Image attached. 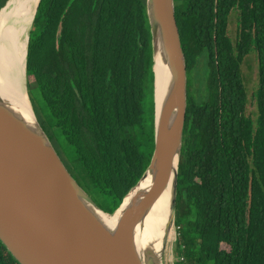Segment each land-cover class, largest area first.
<instances>
[{"label": "trees", "instance_id": "trees-1", "mask_svg": "<svg viewBox=\"0 0 264 264\" xmlns=\"http://www.w3.org/2000/svg\"><path fill=\"white\" fill-rule=\"evenodd\" d=\"M18 2L0 11V28ZM232 11L235 42L228 32ZM175 16L187 107L174 264H264V0H175ZM251 52L258 67L255 118L247 113L241 70ZM152 67L146 0L40 1L28 43L29 96L46 113L41 125L71 174L90 196L105 201L107 207L97 205L108 213L152 156ZM151 179H140L117 219ZM150 214L136 227L137 247ZM0 264H20L1 240Z\"/></svg>", "mask_w": 264, "mask_h": 264}, {"label": "water", "instance_id": "water-1", "mask_svg": "<svg viewBox=\"0 0 264 264\" xmlns=\"http://www.w3.org/2000/svg\"><path fill=\"white\" fill-rule=\"evenodd\" d=\"M40 1H35L25 51L24 84L31 116L27 118L0 94V240L20 264H165L167 240L173 225L176 227L187 107L186 60L175 0H146L153 54L154 149L140 179L151 174L152 180L147 190L130 199L115 225L107 224L101 213L115 214L140 179L114 212L104 211L65 165L29 96L28 43ZM158 61L166 67L168 77L160 106L156 100L162 72L157 75ZM172 172L173 194L163 249L160 253L149 248L141 252L135 241L136 227L167 187Z\"/></svg>", "mask_w": 264, "mask_h": 264}, {"label": "bare ground", "instance_id": "bare-ground-1", "mask_svg": "<svg viewBox=\"0 0 264 264\" xmlns=\"http://www.w3.org/2000/svg\"><path fill=\"white\" fill-rule=\"evenodd\" d=\"M15 1L8 0L0 11L7 9ZM35 1L19 0L16 10L5 20L0 28V94L7 98L27 118L31 116V110L24 84L25 51ZM156 66H158L157 75H159V70L160 72L162 71L157 82L156 92V100L160 106L168 77L166 67L163 64L158 61ZM163 72H165V75ZM173 172L170 175L167 187L150 207L151 214L147 224L146 235L142 244L138 247L139 249L141 247H144V249L149 248L157 253H160L163 249V240L168 230L166 224L169 220L173 194ZM102 213L101 215L107 224L115 225L105 213Z\"/></svg>", "mask_w": 264, "mask_h": 264}, {"label": "rangeland", "instance_id": "rangeland-1", "mask_svg": "<svg viewBox=\"0 0 264 264\" xmlns=\"http://www.w3.org/2000/svg\"><path fill=\"white\" fill-rule=\"evenodd\" d=\"M236 14L235 11H232L230 17H229V25H228V32L230 37L232 38L233 42H235L236 35H237V25H236ZM243 80L247 89L248 93V104H247V113L250 114L253 118L257 115V109L255 104V98H254V92L257 87V57L254 52L249 53L242 62L241 65ZM32 78H27V82H31ZM33 107L35 109L36 115L40 121L41 124L45 123L46 119V113L43 111L40 103L36 101V98L33 97L32 99ZM146 108L147 112L151 109V96L150 93L147 96L146 100ZM69 151V150H68ZM71 152V151H69ZM73 155H68V158L72 161ZM91 197L93 200L100 205L101 207H107L108 205L105 203V201L97 194L91 193ZM111 220L116 222L117 214H111L109 215ZM177 227L173 225L170 236L167 240L166 250L164 254V262L165 264H174L179 259L178 256L175 253V236H176Z\"/></svg>", "mask_w": 264, "mask_h": 264}]
</instances>
